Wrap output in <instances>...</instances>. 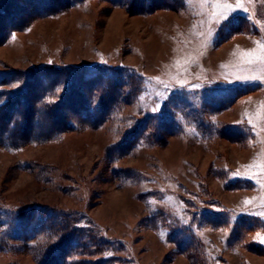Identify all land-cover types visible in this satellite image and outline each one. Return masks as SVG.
Here are the masks:
<instances>
[{
    "label": "rangeland",
    "instance_id": "1",
    "mask_svg": "<svg viewBox=\"0 0 264 264\" xmlns=\"http://www.w3.org/2000/svg\"><path fill=\"white\" fill-rule=\"evenodd\" d=\"M152 1L150 11L131 12L70 0L24 27L1 24L0 73L13 72L1 89L18 90L41 67L70 68L43 99L48 107L68 89L91 108L108 105L87 118L75 106L38 114L20 146L0 143V264L44 259L64 224L45 219L51 210L80 232L70 264H264V129L255 128L259 108L244 119L237 106L251 93L259 102L264 88V65L249 63L262 52L264 0ZM104 66L107 100L106 80L91 88L74 74ZM47 75L31 84L49 86ZM18 210L31 222L25 231L39 227L37 239H16Z\"/></svg>",
    "mask_w": 264,
    "mask_h": 264
},
{
    "label": "trees",
    "instance_id": "2",
    "mask_svg": "<svg viewBox=\"0 0 264 264\" xmlns=\"http://www.w3.org/2000/svg\"><path fill=\"white\" fill-rule=\"evenodd\" d=\"M70 0H1L0 1V26L2 23L8 22L7 27H24L27 25L26 18L33 16V14L39 15L41 12L46 14H54L56 11L62 9V7L67 6L69 4ZM77 1V0H73ZM110 3L114 5H124L127 4L128 9L131 12H142V11H150L152 0H127L125 2L124 0H107ZM142 3V4H141ZM154 3V2H153ZM20 13L21 16H17V14ZM26 23V24H25ZM6 31L3 29H0V41H2L6 36ZM105 68V69H104ZM79 67L74 69V74L79 75L85 74L83 80L84 82L88 83V85H92L91 88H93L94 84H103L106 80L107 83L104 85L106 86V91L104 92L103 99L107 100L110 98H113L112 94H109V91L111 85H109V75L108 69L110 67ZM70 68H62V67H41L38 68L39 72H26L24 73L25 76L22 79V86L15 91H6L1 89L2 86L10 83L13 81V72L10 73H0V143L5 145L6 147H16L20 146L23 142H17L16 138H24L26 139L29 135L30 126L29 123H26V120L32 119L35 122H39V118H36L38 114H42V120L46 117L48 119V115L53 113L57 116L59 110L64 109V106H70L77 107L79 112L84 115L83 118H87V116H99L103 110L105 109L106 105H108V101L103 103V100H101L100 104L95 107L91 108L89 103L87 102V99L78 91L68 89L65 91L62 99L55 102L54 105H51L48 107V102H45V98L49 95L47 92H53V87L60 81L58 80L59 77L68 74L67 71H69ZM104 69V70H103ZM47 70V71H46ZM71 70V69H70ZM41 71V72H40ZM50 71V72H48ZM44 72V73H43ZM105 72H107L105 74ZM17 74V72H15ZM33 73V74H32ZM48 73H51L53 78H55L54 82H51L49 86H43V88L37 89L38 85H33V80L36 78V75L39 74L41 77V80L48 77ZM46 74V75H45ZM43 76V77H42ZM50 76V75H49ZM109 78V79H108ZM57 82V83H56ZM91 83V84H90ZM73 88V87H72ZM71 88V89H72ZM90 88V89H91ZM37 89V90H36ZM74 91V93H73ZM47 94V96H46ZM105 96L107 98H105ZM48 98V97H47ZM84 98V99H82ZM44 99V100H43ZM112 100V99H111ZM36 103L38 104V109L36 108ZM47 103V104H46ZM20 104L26 105L24 109H27V111L22 110V108L19 110L18 108L21 106ZM28 105V106H27ZM6 110V111H4ZM26 112V114H25ZM55 112V113H54ZM60 112V114H61ZM63 113V112H62ZM59 114V115H60ZM63 117H65V114H62ZM55 116V117H56ZM62 119V118H61ZM95 119V118H94ZM93 123V120H92ZM98 122L95 124H90L92 126H96ZM25 126V127H24ZM24 127V128H22ZM52 129V128H51ZM54 133L51 134L50 132L46 133V138H49L53 135L58 134L61 129L60 127L53 130ZM3 134V135H1ZM43 208L37 207L32 208V216H34V212H41ZM27 211V210H26ZM26 212H22L21 210H18L17 217L20 218L21 223L18 225V231L16 232V239L22 238L23 240H35L38 237V228H30L29 230L25 231L26 228H28L31 225V222L26 220L24 218ZM61 216V218H60ZM37 220H43L44 216L41 217V215H37ZM22 218V220H21ZM55 218H59L60 220L64 219V224L59 225V235L60 238H58L56 245L48 248L44 252V259H38L37 264H70L73 262L72 259L69 261L67 260V255L69 253V245L71 242L76 243V238L80 236V232L77 229H68L67 227V220L70 218V216L67 213H60L56 211L50 212L48 218L45 217L46 220L50 221H57ZM67 223V224H66ZM23 227V228H22ZM29 231V232H28ZM79 232V233H78ZM9 236V234H5ZM11 236V235H10ZM15 239V238H14ZM60 239V240H59ZM39 240V239H38ZM17 241V240H15ZM74 244V243H73ZM6 249V247L1 244L0 250ZM74 253L73 255H75ZM104 259L97 260L92 262L93 264H102ZM74 263V262H73ZM79 264H92L88 263L86 260H79L77 261Z\"/></svg>",
    "mask_w": 264,
    "mask_h": 264
},
{
    "label": "crops",
    "instance_id": "3",
    "mask_svg": "<svg viewBox=\"0 0 264 264\" xmlns=\"http://www.w3.org/2000/svg\"><path fill=\"white\" fill-rule=\"evenodd\" d=\"M230 17H232V16L231 15L228 16V18H230ZM263 39H264V37H263ZM261 48H262L261 49L262 52H261L260 56L264 57V41H263V46ZM233 49L236 50V47L235 48L233 47ZM256 57H257V54H255L254 57L251 55V57H250L251 62H249L250 65H253L254 60H256L258 62ZM233 60H234V64H235V59H233ZM261 64L264 65V63H262V62H261ZM232 65H233V63H232ZM234 68H235V66H234ZM263 84H264V82H263ZM254 94L255 93H253V95H252V93H251V95L241 97L240 99H238V101H237L238 103L237 102L236 103L238 104L237 106H240V107L242 106V108H244V112H245V116L243 117L244 119L245 118L247 119V116L252 117V112H248V109L252 110V107L254 105L256 108H259V109H256V111H254V113H256L257 117L260 119V122H259L260 126H257L255 128L264 129V88L260 91V94H261L260 97L261 98H260L259 102H256V95H254ZM258 245H259V243H258Z\"/></svg>",
    "mask_w": 264,
    "mask_h": 264
},
{
    "label": "snow or ice",
    "instance_id": "4",
    "mask_svg": "<svg viewBox=\"0 0 264 264\" xmlns=\"http://www.w3.org/2000/svg\"><path fill=\"white\" fill-rule=\"evenodd\" d=\"M239 3H240V0H237V6H239ZM219 7H222V8H224L225 10H229V11H231L232 10V8H231V5L230 4H228V3H222V4H219L218 5ZM221 18H222V20H227L228 19V16L227 15H224L223 13L221 14ZM220 21H218V23H219ZM258 60H260L262 63H264V57H256ZM249 62H251V61H249ZM227 83H234V81H230V80H228V81H226ZM247 203V202H246ZM257 242H260V243H264V237H260L259 235L257 236Z\"/></svg>",
    "mask_w": 264,
    "mask_h": 264
}]
</instances>
